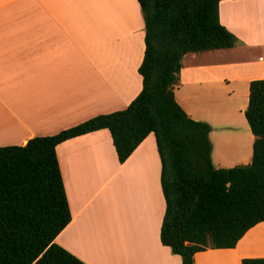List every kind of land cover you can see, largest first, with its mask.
<instances>
[{"label": "crops", "instance_id": "0c3cea01", "mask_svg": "<svg viewBox=\"0 0 264 264\" xmlns=\"http://www.w3.org/2000/svg\"><path fill=\"white\" fill-rule=\"evenodd\" d=\"M220 20L242 44L186 54L176 97L192 118L211 125L215 167L231 168L253 158L255 137L245 111L251 81L264 79V0H222ZM144 53L138 0H0V147L127 108L143 89ZM57 154L72 220L56 243L87 264H182L161 242L166 200L153 133L124 163L108 129L69 139ZM132 168L135 178L126 175L120 202L130 196L147 219L145 229L130 242L109 236L100 245V214L112 209L103 197ZM95 248L105 251L93 257ZM257 257H264V222L235 248L199 252L195 261L242 264Z\"/></svg>", "mask_w": 264, "mask_h": 264}, {"label": "trees", "instance_id": "16d2710c", "mask_svg": "<svg viewBox=\"0 0 264 264\" xmlns=\"http://www.w3.org/2000/svg\"><path fill=\"white\" fill-rule=\"evenodd\" d=\"M222 0H138L145 21L143 89L130 105L25 145L0 147V264H87L56 243L72 220L57 146L108 129L124 163L150 135L162 163L166 211L161 242L182 264L209 249H232L264 222V79L250 83L246 118L255 137L249 164L217 168L211 125L176 97L188 53L242 42L220 20ZM242 264H264V257Z\"/></svg>", "mask_w": 264, "mask_h": 264}, {"label": "rangeland", "instance_id": "374dc122", "mask_svg": "<svg viewBox=\"0 0 264 264\" xmlns=\"http://www.w3.org/2000/svg\"><path fill=\"white\" fill-rule=\"evenodd\" d=\"M143 13V12H142ZM144 17V16H143ZM261 25V24H260ZM100 36H97V41L101 42ZM220 54L216 53L215 56H219ZM206 99L203 97L201 106L206 108V111H209L208 105L205 103ZM216 158V156H215ZM135 169H130L126 174H122L121 179L118 182H114L113 190H111V193H107V197H103L104 202L106 203V206L108 208V205H112V209L106 210L103 209L101 214V227L102 230L101 233V239H99L98 243L100 245L106 244L104 239H107L109 236H112L113 239L119 241L120 243L135 239V233L141 232L145 229V224L147 222V219L145 215H140L139 212H137V209L132 206V200L130 196L127 198V202L121 203V198L125 194L126 196V190H125V180L126 175L129 176V178H132V181L135 178ZM123 179V181H122ZM117 180V179H116ZM123 193V194H122ZM119 202L117 205L116 203ZM121 204V205H120ZM115 205V206H114ZM118 218V220H116ZM114 221L115 223L112 225V228L109 224L110 221ZM143 229V230H142ZM93 252V257H98L101 253V251H105L103 248H95V250H89Z\"/></svg>", "mask_w": 264, "mask_h": 264}]
</instances>
